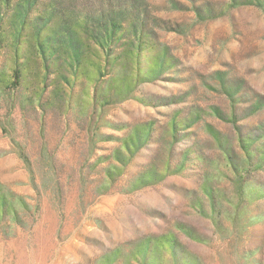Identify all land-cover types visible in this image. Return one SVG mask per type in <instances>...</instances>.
I'll return each mask as SVG.
<instances>
[{
	"label": "rangeland",
	"instance_id": "rangeland-1",
	"mask_svg": "<svg viewBox=\"0 0 264 264\" xmlns=\"http://www.w3.org/2000/svg\"><path fill=\"white\" fill-rule=\"evenodd\" d=\"M0 264H264V0H0Z\"/></svg>",
	"mask_w": 264,
	"mask_h": 264
}]
</instances>
